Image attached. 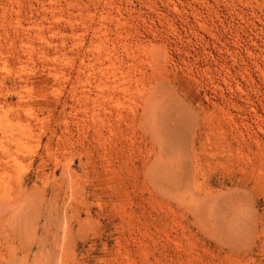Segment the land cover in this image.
Here are the masks:
<instances>
[{"label":"rangeland","instance_id":"1","mask_svg":"<svg viewBox=\"0 0 264 264\" xmlns=\"http://www.w3.org/2000/svg\"><path fill=\"white\" fill-rule=\"evenodd\" d=\"M0 264H264V0H0Z\"/></svg>","mask_w":264,"mask_h":264},{"label":"bare ground","instance_id":"2","mask_svg":"<svg viewBox=\"0 0 264 264\" xmlns=\"http://www.w3.org/2000/svg\"><path fill=\"white\" fill-rule=\"evenodd\" d=\"M100 69V68H99Z\"/></svg>","mask_w":264,"mask_h":264}]
</instances>
